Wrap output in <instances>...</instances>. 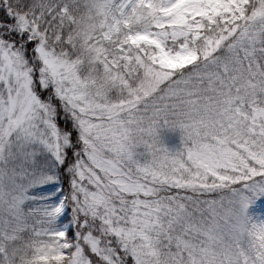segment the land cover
<instances>
[{"label": "snow or ice", "instance_id": "snow-or-ice-1", "mask_svg": "<svg viewBox=\"0 0 264 264\" xmlns=\"http://www.w3.org/2000/svg\"><path fill=\"white\" fill-rule=\"evenodd\" d=\"M0 264H264V0H0Z\"/></svg>", "mask_w": 264, "mask_h": 264}, {"label": "rangeland", "instance_id": "rangeland-1", "mask_svg": "<svg viewBox=\"0 0 264 264\" xmlns=\"http://www.w3.org/2000/svg\"><path fill=\"white\" fill-rule=\"evenodd\" d=\"M166 142L172 143L175 140V134L172 133H166Z\"/></svg>", "mask_w": 264, "mask_h": 264}]
</instances>
